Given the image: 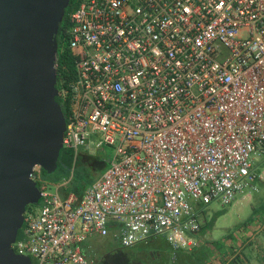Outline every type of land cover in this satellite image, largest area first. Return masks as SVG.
Segmentation results:
<instances>
[{"label": "built area", "instance_id": "1", "mask_svg": "<svg viewBox=\"0 0 264 264\" xmlns=\"http://www.w3.org/2000/svg\"><path fill=\"white\" fill-rule=\"evenodd\" d=\"M68 23L63 148L114 154L81 196L36 165L42 199L13 249L95 264L84 244L110 233L124 247L162 235L194 248L195 207L247 194L264 156V0H76Z\"/></svg>", "mask_w": 264, "mask_h": 264}, {"label": "water", "instance_id": "2", "mask_svg": "<svg viewBox=\"0 0 264 264\" xmlns=\"http://www.w3.org/2000/svg\"><path fill=\"white\" fill-rule=\"evenodd\" d=\"M69 3L0 0V264H33L12 245L42 199L34 167L53 172L63 149L57 34Z\"/></svg>", "mask_w": 264, "mask_h": 264}, {"label": "rangeland", "instance_id": "3", "mask_svg": "<svg viewBox=\"0 0 264 264\" xmlns=\"http://www.w3.org/2000/svg\"><path fill=\"white\" fill-rule=\"evenodd\" d=\"M64 150L54 171L49 173L42 167V176L49 182L70 180L68 192L85 189L100 178L114 154L112 146L96 147L94 143L82 147L76 159ZM252 172L253 187L247 194L238 193L231 204L222 206L213 201L195 207L201 223L197 246L173 249L165 236H153L126 247L132 256L127 264H264V156H254ZM30 208L38 210L39 204H31ZM117 244L112 233L95 234L85 242L88 256L95 261L115 250Z\"/></svg>", "mask_w": 264, "mask_h": 264}, {"label": "trees", "instance_id": "4", "mask_svg": "<svg viewBox=\"0 0 264 264\" xmlns=\"http://www.w3.org/2000/svg\"><path fill=\"white\" fill-rule=\"evenodd\" d=\"M76 7V0H70V3L66 9L65 15H64V19L60 24L59 27V31L57 34V40H58V54H57V77H58V89L61 90V88L65 85V81L69 82L72 81L75 77H76V70H75V63H74V57L72 56L71 50L69 48V36L67 33V29L69 26L68 23V18H69V14L70 12H72V10ZM57 100L60 102L63 112L66 115L67 114V110H68V105L67 103L63 102L60 97H57ZM63 151V149H62ZM62 151L60 154V158L62 155ZM68 153H71L70 150H64ZM41 171L42 174H44V170L41 167ZM84 189L75 192L78 196H81L83 193ZM68 192V190L66 191ZM66 194V193H64ZM31 205L28 206V210L30 209ZM21 230H19V235L21 233ZM251 239V238H250ZM249 239V241H250ZM84 251L87 255L90 254V252H88L87 247L84 244Z\"/></svg>", "mask_w": 264, "mask_h": 264}, {"label": "flooded vegetation", "instance_id": "5", "mask_svg": "<svg viewBox=\"0 0 264 264\" xmlns=\"http://www.w3.org/2000/svg\"><path fill=\"white\" fill-rule=\"evenodd\" d=\"M117 248L111 249L106 252L100 260H96L95 264H127V260H131L128 252H126V247L121 245L117 241Z\"/></svg>", "mask_w": 264, "mask_h": 264}, {"label": "crops", "instance_id": "6", "mask_svg": "<svg viewBox=\"0 0 264 264\" xmlns=\"http://www.w3.org/2000/svg\"><path fill=\"white\" fill-rule=\"evenodd\" d=\"M90 147V146H89ZM66 193V192H65ZM264 226V225H263ZM263 226H262V228H263ZM261 227V226H260ZM258 232V231H257ZM113 235V234H112ZM113 238L116 240V238L113 236ZM156 252H158V251H155L154 253H153V257L155 258L156 257Z\"/></svg>", "mask_w": 264, "mask_h": 264}]
</instances>
